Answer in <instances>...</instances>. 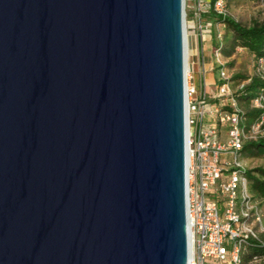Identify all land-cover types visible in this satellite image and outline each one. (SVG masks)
<instances>
[{
	"label": "water",
	"instance_id": "1",
	"mask_svg": "<svg viewBox=\"0 0 264 264\" xmlns=\"http://www.w3.org/2000/svg\"><path fill=\"white\" fill-rule=\"evenodd\" d=\"M184 0H0V264H189Z\"/></svg>",
	"mask_w": 264,
	"mask_h": 264
},
{
	"label": "built area",
	"instance_id": "2",
	"mask_svg": "<svg viewBox=\"0 0 264 264\" xmlns=\"http://www.w3.org/2000/svg\"><path fill=\"white\" fill-rule=\"evenodd\" d=\"M185 3L188 16L200 24L204 12L227 15L225 0H184V7ZM213 54L223 80L216 93H208L205 82L197 88L188 66L185 69L189 264H241L242 247L246 240L259 239L263 220L248 188L240 151L245 142L264 133V88L251 97L250 108L259 115L247 122L241 101L229 85L230 75L219 60L220 53L214 50ZM255 65L257 75L263 78L264 57ZM259 261L264 258H255L250 264Z\"/></svg>",
	"mask_w": 264,
	"mask_h": 264
},
{
	"label": "rangeland",
	"instance_id": "3",
	"mask_svg": "<svg viewBox=\"0 0 264 264\" xmlns=\"http://www.w3.org/2000/svg\"><path fill=\"white\" fill-rule=\"evenodd\" d=\"M227 5V15L232 17L234 20L238 21L243 25H249L254 21H262L264 20V0H225ZM185 33H186V42H187V62L188 66L190 63V59L193 57L192 53H188L189 43H190V32L187 28V20L189 19L188 12L189 9L185 3ZM210 23L211 25L205 28L208 32L209 37L203 41L202 45L204 47V51L207 55H210V71L213 73V82L206 84V90L208 93H216L217 86L223 81L219 76V67L218 58H216L213 54L215 41L222 40L225 43L226 40L231 39L233 34L231 30L224 25L223 22L218 21L216 18L211 17L209 13L204 12L201 17L202 28ZM220 36L218 37V34ZM216 37V38H215ZM220 62H222L225 71L230 75V77H234L235 75L241 76L240 78H234L230 81L229 85L231 89L237 91V87L240 85H244L250 82L251 78L256 76V65L255 60L247 49L237 46L235 48L234 53L226 58L224 56H219ZM186 62V65H187ZM245 78V79H243ZM199 88V87H198ZM242 106H245L244 102H241ZM242 164L246 170L254 169L256 167L264 168V153H244L242 157ZM249 188V187H248ZM251 193V192H250ZM254 201L261 208L263 213V220L261 227L259 229V234H264V199L254 197ZM256 264H264V261H259Z\"/></svg>",
	"mask_w": 264,
	"mask_h": 264
},
{
	"label": "trees",
	"instance_id": "4",
	"mask_svg": "<svg viewBox=\"0 0 264 264\" xmlns=\"http://www.w3.org/2000/svg\"><path fill=\"white\" fill-rule=\"evenodd\" d=\"M210 1L212 2L213 0ZM207 13L218 21L223 22L233 34L232 38L226 40L225 43L222 42V40L215 41V47L213 49L217 50L220 56L228 58L234 53L237 46H241L252 53L255 62L258 58L264 57V20L254 21L249 25H243L229 15L221 17L213 12ZM240 77L239 75L230 77L229 82L234 78L238 79ZM260 88H264V77L262 78L256 74V76L251 78L249 83L242 85L235 93L239 100L245 103V106L242 107L244 115L247 117V122H250L259 115L258 110L251 109L249 103L251 97H253ZM240 152L241 158L244 153H264V133L257 139L245 142ZM243 173L248 179L252 199L254 200V197L264 199V168L256 167L249 170L245 169ZM255 258H264L263 233L259 234L258 240H246L241 250V264H250Z\"/></svg>",
	"mask_w": 264,
	"mask_h": 264
},
{
	"label": "crops",
	"instance_id": "5",
	"mask_svg": "<svg viewBox=\"0 0 264 264\" xmlns=\"http://www.w3.org/2000/svg\"><path fill=\"white\" fill-rule=\"evenodd\" d=\"M189 6V1H187ZM189 9V7H188ZM201 25L198 20H194L191 17L187 20V28L190 32V43L188 53H192L193 57L190 59V63L187 66L191 72V82L198 88L202 82L211 83L213 82V73L210 71V55H207L202 45L203 41L209 40L207 30ZM208 36V37H207Z\"/></svg>",
	"mask_w": 264,
	"mask_h": 264
},
{
	"label": "bare ground",
	"instance_id": "6",
	"mask_svg": "<svg viewBox=\"0 0 264 264\" xmlns=\"http://www.w3.org/2000/svg\"><path fill=\"white\" fill-rule=\"evenodd\" d=\"M185 40H186V33H185ZM186 62H187V42H186ZM186 69H187V65H186Z\"/></svg>",
	"mask_w": 264,
	"mask_h": 264
}]
</instances>
